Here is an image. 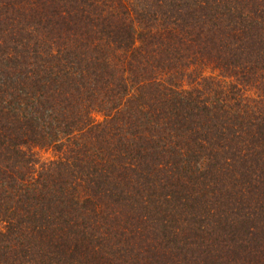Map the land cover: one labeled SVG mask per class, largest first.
<instances>
[{
    "label": "trees",
    "instance_id": "trees-1",
    "mask_svg": "<svg viewBox=\"0 0 264 264\" xmlns=\"http://www.w3.org/2000/svg\"><path fill=\"white\" fill-rule=\"evenodd\" d=\"M0 264H264V0H0Z\"/></svg>",
    "mask_w": 264,
    "mask_h": 264
},
{
    "label": "rangeland",
    "instance_id": "rangeland-1",
    "mask_svg": "<svg viewBox=\"0 0 264 264\" xmlns=\"http://www.w3.org/2000/svg\"><path fill=\"white\" fill-rule=\"evenodd\" d=\"M44 157H51V154L47 153L43 155Z\"/></svg>",
    "mask_w": 264,
    "mask_h": 264
}]
</instances>
